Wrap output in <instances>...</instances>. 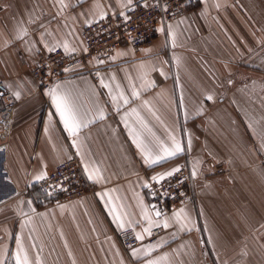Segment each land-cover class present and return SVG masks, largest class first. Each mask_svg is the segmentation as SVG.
I'll list each match as a JSON object with an SVG mask.
<instances>
[{"label":"crops","instance_id":"obj_1","mask_svg":"<svg viewBox=\"0 0 264 264\" xmlns=\"http://www.w3.org/2000/svg\"><path fill=\"white\" fill-rule=\"evenodd\" d=\"M140 2L0 0V80L16 99L0 116L2 264L18 252L29 264H264V0H198L148 46H120L98 81L81 74L41 91L30 75L58 48L83 52L85 27ZM53 89L79 114L75 136ZM172 137L183 151L146 162ZM73 156L95 191L63 203L37 194V177ZM186 157L198 205L181 208L179 221L181 209L157 217L148 184L174 176ZM156 228L152 244L130 251L118 237L133 230L144 241Z\"/></svg>","mask_w":264,"mask_h":264},{"label":"built area","instance_id":"obj_2","mask_svg":"<svg viewBox=\"0 0 264 264\" xmlns=\"http://www.w3.org/2000/svg\"><path fill=\"white\" fill-rule=\"evenodd\" d=\"M197 4L198 0H144L125 13H111L85 27L83 52L66 55L58 48L34 66L30 75L41 91H50L57 82L81 74L92 75L98 81L99 71L112 65L120 46L129 45L134 50L148 46L161 28L186 16ZM93 60H97L100 66L90 67ZM15 107L14 94L5 81H0V116L12 113ZM261 165L264 168V157ZM225 170L223 166L217 167L218 174L225 173ZM198 180L186 157V162L174 176L149 182L147 194L151 210L155 214L159 212L160 216H169L188 205L196 208ZM36 187L47 201L59 203L81 199L95 191L83 172L81 162L74 156L60 163ZM162 233L161 228H156L142 241L136 239L133 230H124L118 233V237L123 248L130 251L144 243L152 244Z\"/></svg>","mask_w":264,"mask_h":264},{"label":"snow or ice","instance_id":"obj_3","mask_svg":"<svg viewBox=\"0 0 264 264\" xmlns=\"http://www.w3.org/2000/svg\"><path fill=\"white\" fill-rule=\"evenodd\" d=\"M129 3H131V0H128ZM49 95L51 96L52 99V104L55 107L56 110V114L59 115L60 121L63 123L65 130L69 133V135L75 136L76 133L78 132L80 126H81V121L79 119V114L76 111L74 105L71 103L70 99L68 98V96L66 94H61L58 93L56 91V89H53ZM134 95H138L137 93H134ZM123 98V97H121ZM210 99V98H209ZM124 103L127 104L128 101L127 99H124ZM133 112H135L136 110L133 109ZM135 142V141H134ZM138 147H140L139 144H137ZM161 150L163 152L162 156H156L155 158L151 157V154L148 153L145 156L146 162H150V163H157L159 160L164 159L165 157H172L174 155H176L177 153L183 151V149L181 148L180 143L174 138L172 137V145L171 147H164L163 145H161ZM175 171H179V169H175ZM173 173L169 172L167 173V175L171 176ZM195 173H193L194 175ZM45 177L43 175L38 176L37 180L40 179H44ZM90 179H92V176L89 177ZM154 180H156V177H153ZM104 195H108V193H104ZM183 209H181L179 212L174 213V217L177 219V221H179L181 214L183 213ZM156 216H160L159 212H156ZM145 218L147 219V215H145ZM116 219L118 221H121V217L119 215L116 216ZM149 224H151V220H149ZM125 225L123 223V221L120 222V227L123 228ZM164 227L167 228L168 224L165 223ZM146 232L150 231V229H145ZM136 239L137 240H142L143 237L140 234L136 235ZM22 251V249H21ZM133 255H136V251L134 250ZM0 264H2V262H0ZM16 264H29L28 261V257L26 255L21 256L20 253H17L16 256ZM150 264H158V262L156 261H152L150 262Z\"/></svg>","mask_w":264,"mask_h":264},{"label":"trees","instance_id":"obj_4","mask_svg":"<svg viewBox=\"0 0 264 264\" xmlns=\"http://www.w3.org/2000/svg\"><path fill=\"white\" fill-rule=\"evenodd\" d=\"M36 189H37V187H36ZM37 191H38V189H37ZM37 194H39V192H37ZM42 197H44L42 194H40ZM46 198V197H45Z\"/></svg>","mask_w":264,"mask_h":264},{"label":"rangeland","instance_id":"obj_5","mask_svg":"<svg viewBox=\"0 0 264 264\" xmlns=\"http://www.w3.org/2000/svg\"><path fill=\"white\" fill-rule=\"evenodd\" d=\"M0 81H2V80H0ZM41 194V193H40Z\"/></svg>","mask_w":264,"mask_h":264}]
</instances>
